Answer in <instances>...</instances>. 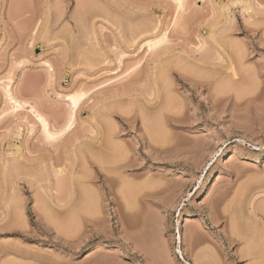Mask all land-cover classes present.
Here are the masks:
<instances>
[{"label": "rangeland", "instance_id": "obj_1", "mask_svg": "<svg viewBox=\"0 0 264 264\" xmlns=\"http://www.w3.org/2000/svg\"><path fill=\"white\" fill-rule=\"evenodd\" d=\"M178 1L0 0V264H264V0Z\"/></svg>", "mask_w": 264, "mask_h": 264}, {"label": "bare ground", "instance_id": "obj_2", "mask_svg": "<svg viewBox=\"0 0 264 264\" xmlns=\"http://www.w3.org/2000/svg\"><path fill=\"white\" fill-rule=\"evenodd\" d=\"M180 1V2H179ZM178 1V5L180 4V6L183 4V3H181V0H179ZM182 2H183V0H182ZM242 4V6H244L245 8H246V12L248 11V10H250V12H252V10H253V8H254V6H252V5H250V4H247V3H244L243 1H238V2H236L235 4ZM249 3V2H248ZM245 4H246V6H245ZM233 5H234V2H233ZM179 6V7H180ZM237 6V5H236ZM245 10V9H244ZM161 36V37H160ZM160 36H158V37H160L159 39H157L156 38V40L155 39H153V41L151 40H148L147 42H146V47H148L149 49H152V48H154V47H156L157 45H159L160 43H162V42H164L165 41V33L164 34H162V35H160ZM155 40V41H154ZM157 48V47H156ZM204 60H205V58H203ZM202 59V60H203ZM199 62V61H198ZM201 62V61H200ZM206 62V61H205ZM204 63V62H203ZM200 64H202V63H200ZM205 65V64H204ZM225 78V77H224ZM223 78V79H224ZM225 81V80H224ZM223 83V82H222ZM5 96H6V98H7V100H8V103L10 104V106H11V110L12 111H15V110H17V109H21V108H23V106H22V103L19 101V100H17L16 99V97L11 93V91H10V89H9V87H7L6 89H5ZM80 98H81V96H76V95H74V94H72V95H70L69 97H68V102H69V105H70V112H69V114H68V117H67V119H68V125L65 127V128H63L60 132H58V133H54V132H52L51 130H50V126H49V123H48V121H47V119L42 115V114H40V113H38L33 107H30L29 108V111H30V113H32L34 116H35V118L38 120V122L40 123V125H41V129H42V132L45 134V136L47 137V138H52L53 139V137H55V135L56 136H61V135H63L65 132H67L68 130H69V128L71 127V125H72V121H73V117H74V114H75V111H76V109H77V107H78V103H79V100H80ZM166 100H168V99H166ZM166 102V101H165ZM164 103V102H163ZM169 103V102H168ZM167 104V103H166ZM166 104H164V107H165V105ZM163 105V104H162ZM162 105H160V106H162ZM167 106H169V105H167ZM167 106L165 107V108H167ZM163 107V106H162ZM159 109V108H158ZM157 109V110H158ZM161 110H164V108L163 109H161ZM168 110V109H167ZM165 111V110H164ZM166 112V111H165ZM152 114H154V113H152ZM161 115H159L160 117L162 116V113H160ZM157 114H155L154 116H155V118L154 117H151V118H153V120H156V117L158 118L159 116H158ZM150 116H151V114H150ZM150 116H149V118H150ZM158 120V119H157ZM152 121V120H151ZM107 133V132H106ZM110 133V132H109ZM58 134V135H57ZM108 134V133H107ZM104 135V134H103ZM106 136V135H105ZM105 136H103L104 138H106ZM109 139V138H108ZM109 140H111V139H109ZM108 141V140H107ZM106 142V141H105ZM104 142V143H105ZM111 142V141H110ZM109 143V142H108ZM104 145H106V147H107V151H108V148H111V147H109V145H107V144H104ZM103 146V145H102ZM110 146H112V145H110ZM105 147V146H104ZM105 147V148H106ZM99 149V148H98ZM111 149H114V148H111ZM110 149V150H111ZM109 150V151H110ZM111 151H113V150H111ZM98 152V151H97ZM99 152H100V150H99ZM104 152V151H103ZM103 152H102V154H103ZM108 153H106V154H104V155H107ZM109 154H111V153H109ZM96 155V154H95ZM98 155V154H97ZM101 156H103V155H101ZM97 157H99V156H97ZM105 157V156H104ZM105 162H103V164H104ZM109 163V162H108ZM114 163H116L115 161L114 162H111V164H114ZM110 164V165H111ZM101 165V164H100ZM115 165V164H114ZM116 166V165H115ZM115 166H112V167H114L115 168ZM102 167V166H101ZM111 167V166H110ZM111 167V168H112ZM118 167V166H117ZM119 168V167H118ZM118 168L116 169V170H118ZM120 168H122V167H120ZM114 170V169H113ZM113 172V171H112ZM115 173V172H114ZM115 175H117V173H115ZM120 175V174H119ZM84 178V177H83ZM82 178V179H83ZM107 178V177H106ZM108 180H112V179H110V178H108ZM84 182V181H83ZM82 182V183H83ZM111 182V181H110ZM58 183V182H57ZM55 184V188H56V185H58V184ZM61 183V182H60ZM85 183V182H84ZM88 184V183H87ZM85 186L84 187H86V184H84ZM114 186V185H113ZM110 187V186H109ZM89 188V187H88ZM87 188V189H88ZM111 188V187H110ZM86 189V190H87ZM90 190V189H89ZM83 191H85V190H83ZM91 192H93V190H90ZM84 193H86V192H84ZM94 194H95V192H94ZM83 195V194H82ZM86 195H89V194H85V195H83L84 196V198H85V196ZM47 196V195H46ZM82 196V197H83ZM81 197V196H80ZM49 198V197H48ZM88 198H89V196H88ZM93 198V197H92ZM81 199V198H80ZM49 200H50V198H49ZM83 201V200H82ZM82 201H81V203H82ZM84 201H85V199H84ZM83 201V202H84ZM88 201V200H87ZM89 202H91V201H89ZM88 202V203H89ZM87 203V202H86ZM69 204V203H68ZM74 204H75V202H74ZM72 205V204H71ZM74 207V206H73ZM88 207V206H87ZM253 207V206H252ZM76 208V207H75ZM75 208H73V209H71V210H74ZM81 208V207H80ZM83 208V207H82ZM78 210H79V208H78ZM82 210V209H81ZM86 210V209H85ZM75 211V210H74ZM230 211H231V209H230ZM77 211H75V213H76ZM78 213V212H77ZM72 214H74V213H72ZM72 214H68V216L67 217H69V215H72ZM82 214V213H81ZM76 215V214H75ZM74 215V216H75ZM235 216V215H234ZM67 217H65V218H67ZM73 217V215L71 216V218ZM232 217V216H231ZM70 218V219H71ZM76 218V217H75ZM73 219V218H72ZM66 220V219H65ZM76 221V220H75ZM233 221V220H232ZM66 222H67V220H66ZM235 222H236V220H235ZM234 228H236V227H234ZM200 234L197 232V231H192L191 232V234H190V238H191V240H192V245H194L195 247H196V245L198 244V242H199V240H200ZM178 244H181V239L179 238V243ZM249 251V250H248ZM253 253V252H252Z\"/></svg>", "mask_w": 264, "mask_h": 264}]
</instances>
